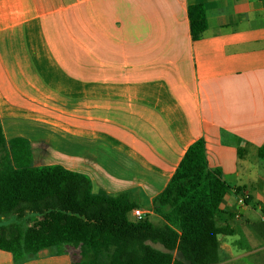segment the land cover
Wrapping results in <instances>:
<instances>
[{
  "label": "crops",
  "instance_id": "1",
  "mask_svg": "<svg viewBox=\"0 0 264 264\" xmlns=\"http://www.w3.org/2000/svg\"><path fill=\"white\" fill-rule=\"evenodd\" d=\"M189 5L206 19L197 40ZM0 124L10 170L80 173L92 195L129 192L156 226L153 198L203 139L228 185L216 264H264L250 213L264 210V0H0ZM78 256L62 238L20 261L0 249V264Z\"/></svg>",
  "mask_w": 264,
  "mask_h": 264
},
{
  "label": "trees",
  "instance_id": "2",
  "mask_svg": "<svg viewBox=\"0 0 264 264\" xmlns=\"http://www.w3.org/2000/svg\"><path fill=\"white\" fill-rule=\"evenodd\" d=\"M187 17L191 39L197 40L206 29L204 12L189 5ZM0 139V218H13L0 225V249L11 252L15 261L62 238L78 246L72 264L220 260L217 235L232 230L218 226L214 214L228 185L219 169H208L203 139L188 146L165 188L153 198V210L165 221L161 226L128 220L126 214L135 207L129 192L92 195L90 180L80 173L59 166L10 170L1 124ZM259 155L264 163V154Z\"/></svg>",
  "mask_w": 264,
  "mask_h": 264
},
{
  "label": "built area",
  "instance_id": "3",
  "mask_svg": "<svg viewBox=\"0 0 264 264\" xmlns=\"http://www.w3.org/2000/svg\"><path fill=\"white\" fill-rule=\"evenodd\" d=\"M235 199L237 202H239L240 204H244V198L242 196V194L238 193V191H236L235 193ZM251 215L253 216V218L257 221L263 222L264 223V210L258 206V205H254L251 207ZM132 215L134 216V221L138 222V221H142L143 218V210L140 208H132L131 209Z\"/></svg>",
  "mask_w": 264,
  "mask_h": 264
},
{
  "label": "rangeland",
  "instance_id": "4",
  "mask_svg": "<svg viewBox=\"0 0 264 264\" xmlns=\"http://www.w3.org/2000/svg\"><path fill=\"white\" fill-rule=\"evenodd\" d=\"M1 141H2V140L0 139V157H4V149H3V147H2V142H1ZM253 206H254V205H253ZM250 213H251V211H250ZM251 217L253 218L252 215H251ZM253 220H254L256 223H263V222H260V221L255 220L254 218H253ZM11 221H13V218H12V217H7V218H5V219L0 218V225H1V224L9 223V222H11ZM252 232H253V234H254V230H253V228H252ZM156 246H158V245H156Z\"/></svg>",
  "mask_w": 264,
  "mask_h": 264
}]
</instances>
